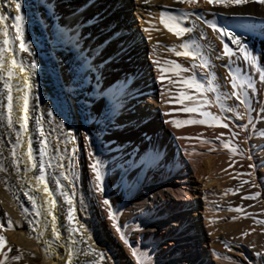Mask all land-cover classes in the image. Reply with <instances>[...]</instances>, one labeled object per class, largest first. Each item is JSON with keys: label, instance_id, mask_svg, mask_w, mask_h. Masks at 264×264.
<instances>
[{"label": "bare ground", "instance_id": "obj_1", "mask_svg": "<svg viewBox=\"0 0 264 264\" xmlns=\"http://www.w3.org/2000/svg\"><path fill=\"white\" fill-rule=\"evenodd\" d=\"M78 1L73 9L59 7ZM129 1L133 5L132 11L124 10L117 0H17L24 16L23 41L28 49L24 51L12 27L15 5L12 0H0V14L7 17L0 24V47H4L3 33L6 30L8 48L11 49L4 53L0 66V225H3L0 235L6 238V264H137L133 250L143 264H226L232 257L234 261L239 259L243 250L241 246L233 245V252L227 256L209 234L212 231L211 205L204 192L195 186L203 172L212 174L203 185L213 184L218 191H222L231 179L223 160L219 161L220 157L217 161L226 172L219 169L217 174L212 170L218 167L217 162L211 164L214 159L209 146L212 140L206 135L211 122L200 113L219 115L222 107L227 112L225 107L232 104L238 129L243 130L241 118L246 115L248 119L252 113L249 114L248 107L242 109L246 106L241 102L248 91L246 80L253 81L254 77L249 59L255 55L261 57L264 66V3L247 0L240 5L225 7L223 4H208L205 0H197L195 4L181 0ZM105 12L107 16L103 19ZM130 12H134V19L142 23L140 29L146 33L147 41L145 48L125 44L120 51L116 49L105 57L97 53L103 43L89 50L82 42L84 26L91 32H101L104 29L99 26L101 21L107 29L114 30L113 37L118 35L124 24L134 22ZM161 16L176 17L179 25L189 31L176 35L161 23ZM160 39L176 40L180 46L177 52L189 51L197 56L202 65L199 78L202 83L198 84L206 89V96L197 95L199 99L192 105L172 100L151 118L124 126L121 132V129L118 133L109 132L95 147L93 161L86 145V120L81 116L79 106L70 100L72 79L65 66L66 55L71 51L83 64L95 65L98 72L91 71L92 84L84 77L83 85L88 83L96 92L104 90V95H108L112 91L108 79L118 80L125 72L141 74L153 65L157 53L152 52L154 60L150 56L146 59L145 49ZM225 45L230 55L224 54ZM159 54L156 56L163 57ZM11 58L15 59L16 65L9 78ZM33 62L35 68H32ZM233 75L237 78L235 91L240 99L231 95L234 91ZM5 83L11 86V126L8 124L9 90ZM258 86L248 89L251 94L264 98V93L256 89ZM159 87V81L152 79L134 85L131 91L126 87L113 89L116 96L113 98L118 103L131 96L153 98ZM25 97L26 121L22 119ZM106 100L109 101L108 97ZM216 100L218 107L213 104ZM104 104L97 103L93 109L99 112L100 108L107 114L110 109ZM185 108L196 110L182 111ZM229 109L228 120L221 118L222 115L215 117L229 123L232 115ZM257 109L250 122L257 120L260 131L255 132L256 139L264 143V106L261 112ZM196 120L206 122L191 123ZM173 121L186 123L176 127ZM29 151L31 161L28 160ZM259 153L264 157V151ZM94 162L99 164L102 191L97 187L95 192L90 189L91 184H96V174L90 167ZM41 164L44 183L36 179L41 175ZM227 172L229 175L225 174ZM105 199L109 201L108 205L103 203ZM52 201H55L54 206ZM9 222L12 224L10 229L7 227ZM222 229L237 233L236 224L225 225ZM121 236L124 237L123 242L120 240L124 247L118 243ZM200 243L202 247L198 251L195 245ZM69 250L72 253L70 261ZM13 256L21 258L13 260Z\"/></svg>", "mask_w": 264, "mask_h": 264}, {"label": "rangeland", "instance_id": "obj_2", "mask_svg": "<svg viewBox=\"0 0 264 264\" xmlns=\"http://www.w3.org/2000/svg\"><path fill=\"white\" fill-rule=\"evenodd\" d=\"M112 1L114 2L116 0H112ZM79 2L80 1L74 4L64 3L61 4L59 7L66 9H73L79 4ZM129 2H130L129 0L127 1L117 0L118 4L124 6V7L122 6L124 10L132 11L133 5H131L132 3ZM96 9L97 6L95 7V10ZM130 14L131 16H133L132 19L134 20V22L126 23L127 26L124 24L120 28L119 34L114 37H113V35L115 34L113 32L114 30L107 29L106 26L102 24L103 21H101V25H99L102 28H104L103 31L101 32H97V33L91 32L90 28L88 29L87 27L84 26L83 30H85V32H83L82 42L87 45L89 50L93 49L96 46H99L100 43H103V45L100 48V51L97 53H102V55L105 57L108 56L109 54L111 55L112 52L116 49L120 51L125 44H129V46L131 45L137 48L139 47L145 48L147 45V41L145 38L146 33L140 29L142 23H140L141 21H138L136 18L134 19L135 17L134 12H130ZM106 16L107 13L105 12L103 19H105ZM134 40H136L135 44L133 43ZM171 41L174 42L175 44L174 43L172 44ZM171 41L168 39L167 40L160 39L157 42H155L154 45L152 46L150 45L149 47L147 46L149 49L147 48L145 49L146 59L148 56H150L153 60L155 59L154 57L157 58L155 61H152L153 65H150V67H148L144 73L136 74L137 71H135L134 73L125 72L122 75H119V77L117 78L118 80L108 79L111 83L110 87L112 88L110 89L112 91L108 95H104L105 94L104 90L96 92V90L93 89L92 86L90 85L92 84L90 82L93 81L91 78V71L93 70L95 72H98V70L96 71L97 67L95 65L93 64L88 65V63L83 64L80 61L79 56L75 55L71 51L69 52V54L66 55L68 59L66 60L67 62L65 66L67 67L69 76L72 79V84H71L72 86L70 88L72 94L70 93V100L71 102L79 106L81 116L86 120L85 123L88 127L86 129V145L89 150V154L91 153L90 156L93 161L95 158L93 153L95 152V147L98 145V143L104 140V137L109 132L118 133L120 129L121 130L119 132L122 131V127L124 126L134 124L135 121H139L142 118H151L152 115H154L155 113L163 111L165 107L168 104H170V102H172V100H176L178 104L192 105L194 103H197L199 99L197 95H200L199 97L201 98H204L206 96L207 91L205 88L202 87L201 89H197L194 86L186 87L182 83V81L186 79H194L195 82L197 81L196 83H200V82L202 83V80L199 79L200 76L202 75L201 73L202 65L198 61L197 56L192 54L187 57L184 55H180L178 57L176 53L173 52H177L178 48L180 49V46L176 40H171ZM156 43L157 45L159 44V46H157ZM169 43L170 45L173 46V48L172 46L169 45ZM164 44L165 46L168 45L169 47L168 46L165 47ZM150 48H152V50ZM157 48H161V49L158 50ZM166 48H168V51H170L169 49H171V52L169 53ZM154 51L155 54L157 53L156 55H158L160 51H162L161 54H159V56L163 55V57H158L155 54H154L155 56L152 55ZM170 54L172 57L170 56ZM190 60H194L195 61L194 64L192 63L193 61ZM260 60L262 61L261 57H257L256 55L249 59V61L251 62V63L249 62L250 63L249 65H251V67L249 66L251 70V75L252 77L253 76L254 77H253V81L250 79L246 80L247 81L245 83L246 91L247 90L249 91L248 88H250L249 86L250 83L251 88L252 87L255 88V85L257 86L259 84V86L256 89H259V92L264 93L263 92L264 66ZM166 62H172V63H166ZM189 63L192 65H189ZM175 64L180 65L182 69H186V70L174 71L173 68ZM162 68L165 69V71H161ZM190 68L193 69L190 70ZM259 69H262L263 71ZM191 71H194L195 75L193 74V72L191 74ZM195 71L197 73L200 72L201 74L199 73L197 74ZM258 73L261 77L258 76ZM260 73L263 74L261 75ZM84 77L85 79H87V81L90 84L87 83L83 85ZM258 77L260 78V80H258ZM152 79L158 80L160 83L159 91L157 92L155 97L151 98L148 96L143 97V95H139L137 97L131 96L122 103L120 102L118 103L116 100L114 101L113 97L116 98V96L113 92V89L126 87L127 91H131L133 90L134 85H139V84L141 85ZM128 81H130L129 82L130 84H128ZM261 82L263 84H260ZM75 86H77L78 89ZM248 91L247 94L244 96V103L246 107H243L242 109L245 110L248 107L247 108L248 111L250 110L249 114L250 112L253 113L257 108H259L257 110L260 111L264 106V103H262V101H264V98L261 97L263 99L261 100V98H259L260 95H254L253 93L251 94V92ZM89 92H92L91 93L92 95ZM181 92L184 93L185 98L183 100L180 99ZM227 96L229 97V94ZM77 97L80 99H78ZM106 97H108L109 101L106 100ZM214 98L216 99V96ZM248 99H249V103H248ZM97 103L99 104L105 103L104 105L105 106L107 105L108 109H110L111 111L108 110L109 113L107 112V114L106 111L101 110L100 108H99L100 110L99 112L95 111L93 108ZM216 103H218L217 100L213 102V104L217 106ZM232 106L233 105L231 104L230 107H225L227 109V112L228 109L229 108L231 109ZM221 109H222L221 113L223 114H221L219 112L221 110L218 109V113H220L219 115H222L221 118L223 117L227 118V115L229 116L230 113L228 114L227 112H225L226 110H223V107ZM232 111H231L232 115L230 116L231 118L229 117V120L233 121L232 123H230V121L229 123H227L228 118L227 120L225 119L224 121H221L219 119L211 120L210 118L205 117L207 120L210 119V121L208 120V122H211L208 125V126L211 125L208 129V134H206L208 135V137H210L213 143L209 145L211 149L210 153H212V158H214L212 159L211 164L215 165L216 162L218 163V164L216 163L218 169L213 168L212 170L214 171V173L217 174L220 172L229 171L231 175H229L228 172L225 174H228L229 178L231 179L229 180L228 184L222 191H218L219 189L216 190L215 187H213V184L210 186L203 185V183L207 179L212 178V174H208V173L205 174V172H203L200 174L201 177L198 178V181L197 180L195 181V186H197L196 188L198 190H202L204 192L205 196L208 198L210 202L209 203L211 205L210 222H211L212 231H210L209 234L213 237V240L217 243V245H219L220 251H222L223 254L228 256L233 252L232 251L234 249L233 245L241 246L243 248L242 252L240 251L238 257L239 259L237 260L238 262L236 260L234 261L232 257V260L228 259L226 264H264V157L262 155L263 153L262 154L259 153L260 151H264V143L259 142L256 139L255 132L257 130L260 131V129L258 127L257 120H253V122H250V120H252L251 118L252 113L249 115L248 118L249 120L246 118V115L243 116L246 120L244 118H241L243 120V125L241 126L243 130H240L238 129L239 128L238 127L239 123L237 121L238 118L237 119L235 118L236 116L234 114V110ZM233 114H234V118H233ZM217 115H214L213 117L215 116L217 117ZM247 122H250L249 125L251 123L252 124L249 126ZM225 124L228 126L227 127L221 126ZM257 143L258 145L256 146ZM259 154H261L262 156H260ZM219 157H220L219 160L220 162L223 160L222 164L225 165V168L221 163H219V161H217ZM223 158L224 159L227 158V161L226 160L224 161ZM222 167L226 171H224V169L222 170ZM219 169H221L222 171L220 170L219 172ZM198 183L200 185H197ZM90 189L93 192H95L96 184L95 183L91 184ZM229 189H231V191H228ZM256 193H259V195L255 196L254 199L245 198L249 196H254ZM197 198L198 197H196L195 199ZM236 208H239L240 211L230 210ZM228 224H236L237 233L235 232L230 233L222 229V227ZM120 240L122 241V239L118 238V243L124 247V244L122 243L123 241L121 242ZM195 247H197L196 250L199 251L200 249L199 247H202V244L200 243L197 246L195 245ZM4 250L5 248L0 249V254L6 256V250L5 251ZM122 253L124 252L122 251ZM124 254H126V252ZM126 256L130 257L128 253L126 254Z\"/></svg>", "mask_w": 264, "mask_h": 264}, {"label": "snow or ice", "instance_id": "obj_3", "mask_svg": "<svg viewBox=\"0 0 264 264\" xmlns=\"http://www.w3.org/2000/svg\"><path fill=\"white\" fill-rule=\"evenodd\" d=\"M181 2H187V3H190V4H195L197 2V0H181ZM205 2L208 3V4H223L225 7H228L229 5H240V4L246 3L247 0H205ZM258 2L264 3V0H258ZM12 3L15 5V11H16V15L14 17L13 24H12V27L16 31L15 38L20 41L21 49L24 50V51H27L28 49L25 47L24 41H23V21H24V16L21 15V3L17 2V0H12ZM6 19H7V17L5 15L0 14V24H3ZM161 23H163L165 25V27L169 31L174 32L176 35H180V34H182L185 31H189V29L183 28V27H181L179 25L176 17H167V18H165L164 16H161ZM213 27H214V25H213ZM145 31H147V29H145ZM3 34H4L5 38L3 40L4 47H0V66H2L4 53L6 51H11V49L8 48V44H9V40L7 38L8 37V32L5 30ZM181 47L182 48H186L187 45H181ZM224 54L225 55H230V51H229L227 45L224 46ZM176 55L177 56H180V55L189 56V55H192V53L189 52V51H184V52H176ZM245 56H246V58H248V55H247L246 52H245ZM166 63H172V62H166ZM9 65L10 66L8 68V76L10 78L12 76V68L16 65V62H15L14 58H11L9 60ZM35 67H36L35 62H33L32 63V68H35ZM173 70L174 71H177V70L178 71H185L186 69H182L180 65L175 64ZM161 71H165V69L162 68ZM182 83L186 87H193L194 86L197 89H201V87H202L200 84L196 83L195 80H193V79L183 80ZM25 84L27 85V80H25ZM4 86H5L6 89L9 90L8 91V109H9L8 124H9V126H11V124H12V121H11V109H12L11 86H10L9 83H5ZM232 86H233L234 91L232 92L231 95L237 97V99H240V96L235 91L236 86H237V78L234 75H233V78H232ZM184 98H185L184 97V93L181 92L180 93V99L183 100ZM206 102L207 101H205V103ZM241 102H244V101L242 100ZM183 110L184 111H195L196 109H194V108H185ZM23 112L25 113V115L23 116L22 119L24 121H26L27 120V115H26V113H27V98L26 97L24 98ZM200 115L203 116V117H206V118H210L211 120H216L217 119L216 117H213L212 114L209 113V112H201ZM49 116H51V112H49ZM205 122H206V120L191 121V123H205ZM37 123L39 124V121H37ZM172 123L174 124V126L180 127L183 123H186V122L185 121H173ZM221 126L227 127L226 124L225 125H221ZM21 127L22 128L24 127L23 123L21 124ZM89 155H91V153ZM31 159H32V156H31V152L29 151L28 160L31 161ZM14 163H15V161H14ZM90 167L92 168V171L96 174L95 175V181H96L97 190L98 191H102V188L100 186V181H101L102 177H101V173L99 171L98 162L92 163L90 165ZM40 170H41V175L39 177H37L36 179H37V181L39 183H44V177H43L44 167H43L42 164L40 165ZM61 175H63V173H61ZM65 179H67V177H65ZM57 186L59 187V183L57 184ZM44 191L46 193L48 192L47 186L44 187ZM228 191H231V189H229ZM61 195L65 197V199L68 201V203H71V201L68 200V197H67V195L65 193L61 192ZM258 195H259V193H256L254 196H249V197H245V198L254 199L255 196H258ZM30 199H31V197H30ZM103 203L105 205H108L109 201L107 199H105L103 201ZM52 204L54 206L55 205V201H52ZM230 210L240 211L239 208L230 209ZM109 217L110 218L112 217L111 211L109 212ZM69 218L71 219V211L69 212ZM53 219H55V218H53ZM7 227L9 229L12 227L11 222H9ZM0 228H3V225H0ZM55 231H56L55 230V224H53V232L55 233ZM121 239H124V237L121 236ZM125 243H127V241H125ZM5 244H6V238L3 235H0V249H3ZM132 255L137 257V264H143V262L140 260L138 254H137V252L135 250H133ZM71 256H72V253H71V250H69V252H68L69 261L71 260ZM20 258H21L20 256H13L12 257L13 260H19ZM0 264H6V256L5 255H0Z\"/></svg>", "mask_w": 264, "mask_h": 264}]
</instances>
